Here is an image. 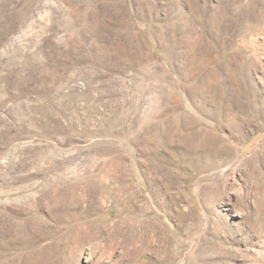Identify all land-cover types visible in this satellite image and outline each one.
Segmentation results:
<instances>
[{"label": "rangeland", "instance_id": "1", "mask_svg": "<svg viewBox=\"0 0 264 264\" xmlns=\"http://www.w3.org/2000/svg\"><path fill=\"white\" fill-rule=\"evenodd\" d=\"M0 264H264V0H0Z\"/></svg>", "mask_w": 264, "mask_h": 264}]
</instances>
